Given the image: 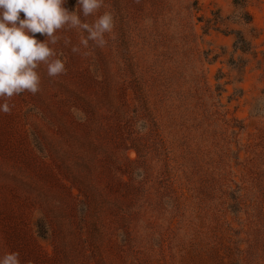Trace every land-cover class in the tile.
I'll return each mask as SVG.
<instances>
[{
    "label": "rangeland",
    "instance_id": "obj_1",
    "mask_svg": "<svg viewBox=\"0 0 264 264\" xmlns=\"http://www.w3.org/2000/svg\"><path fill=\"white\" fill-rule=\"evenodd\" d=\"M63 6L114 28L0 111V258L264 264V0Z\"/></svg>",
    "mask_w": 264,
    "mask_h": 264
},
{
    "label": "clouds",
    "instance_id": "obj_2",
    "mask_svg": "<svg viewBox=\"0 0 264 264\" xmlns=\"http://www.w3.org/2000/svg\"><path fill=\"white\" fill-rule=\"evenodd\" d=\"M66 0H0V111L11 113L8 103L13 96L27 91L35 95L39 90L40 76L36 69L41 63L47 65L49 77L66 72L65 62L53 59L55 51L49 44H56V32L64 29H78L87 32L81 44L87 48L89 41L98 47L106 44L105 33L114 28V18L110 12L99 16L93 24L82 22L77 11H69L63 5ZM84 17L95 14L103 0H78ZM24 19H20V13ZM31 33V35H29ZM47 37L39 42L35 34ZM73 52L79 49L73 47ZM0 264H20L19 253H6Z\"/></svg>",
    "mask_w": 264,
    "mask_h": 264
}]
</instances>
